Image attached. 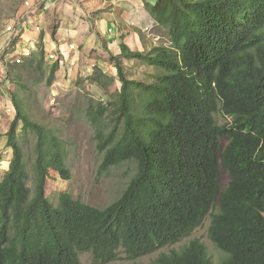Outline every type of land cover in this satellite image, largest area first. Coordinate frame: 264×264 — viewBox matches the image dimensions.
I'll use <instances>...</instances> for the list:
<instances>
[{"label":"trees","instance_id":"obj_1","mask_svg":"<svg viewBox=\"0 0 264 264\" xmlns=\"http://www.w3.org/2000/svg\"><path fill=\"white\" fill-rule=\"evenodd\" d=\"M143 2L170 44L143 51L122 41L113 56L116 98L88 111L101 169L128 162L134 173L103 208L67 190L52 201L51 173L71 177L66 147L12 94V158L0 171V264H81L85 252L101 264L120 253L129 260L120 264H264V0ZM126 58L161 71L150 82L130 79L120 65ZM8 77L14 80L10 70ZM218 113L229 119L220 123ZM20 122L37 139L33 188L15 136ZM209 216V237L225 253L219 263L199 238L139 262Z\"/></svg>","mask_w":264,"mask_h":264},{"label":"rangeland","instance_id":"obj_2","mask_svg":"<svg viewBox=\"0 0 264 264\" xmlns=\"http://www.w3.org/2000/svg\"><path fill=\"white\" fill-rule=\"evenodd\" d=\"M39 1L42 3L41 5H39ZM50 1H31L34 6L38 7V13L42 14L41 18L46 20L42 24L43 30L40 34H43L45 30L49 32L50 29L60 26H63L64 29L69 28V26L73 28L74 24L69 22L66 13L64 12V15L63 12L60 13L61 7L59 8L54 3L51 5L54 8L50 6L44 8L45 3ZM24 2L25 0H0V53L5 54L8 51L5 49V27L10 18L24 11ZM75 2L76 7H78L75 9L80 11L78 12L79 17L84 19V22H88L87 20L91 18L92 28L99 25L96 24L97 18L111 12H105L111 10L108 4L104 8L99 7L101 0H76ZM143 9L145 10H142L136 17L139 18L138 26H134L139 37L143 39L141 40L143 47L136 48V44H132L131 49L149 51L156 45L170 44L167 28L157 24L145 6ZM100 35L97 32L98 41L93 42L89 48L80 47L82 56L75 67L64 65L60 60L50 61L46 57L49 51H44L42 60L39 50L35 51L33 55L38 61L35 60L32 63L29 57L23 63L15 65L14 69L10 63L8 71H12L14 80H11L9 87L4 91L0 90L2 102L0 115V155H2V161L0 171L4 173L8 169L9 161L12 158V149L8 145V131L16 115L15 106L12 102V94L16 93L18 99L22 101L23 112L28 117L48 126L51 132L59 136L66 147L65 157L71 177L65 179L56 172L51 173L47 194L54 202H57L60 192L67 190L76 198L103 208L120 196L135 171L134 164L128 162L113 166L108 170H102L100 167L103 154L98 149L96 130L88 118V111L93 110L99 102L107 103L114 100L121 86L117 72V61L113 58V56L118 55L115 50L120 53L119 48L114 46L115 44L109 46L108 40L101 38ZM39 39L40 43H43L42 39ZM92 63H95L96 66L92 67ZM56 64L59 66L50 81L51 71ZM120 65L130 79L146 82L153 81V75L161 71L159 67L140 59H122ZM96 75L99 82L93 79ZM217 118L220 123L229 119L221 113L217 114ZM21 127L22 122L17 125L15 136L24 152L25 161L31 174L29 185L33 188L32 166L36 160L37 139L34 132L31 130L24 132ZM223 181L226 183L228 178L223 177ZM210 221L211 217L209 216L188 237L142 257L139 262H149L162 252L178 249L190 240L199 238L207 245L213 261L219 263L225 253L209 237ZM80 257L81 264H101L94 261L90 252L82 253ZM128 261L126 254L120 253L119 259L107 264H120Z\"/></svg>","mask_w":264,"mask_h":264},{"label":"crops","instance_id":"obj_3","mask_svg":"<svg viewBox=\"0 0 264 264\" xmlns=\"http://www.w3.org/2000/svg\"><path fill=\"white\" fill-rule=\"evenodd\" d=\"M76 0H51L48 4L61 7L60 13H66L70 23L74 24L72 28L64 29L63 26L57 27L56 29H50L49 32L45 30L43 34H38L33 30H28L21 38L22 43H27L30 39H39L41 38L43 43H40L41 48L44 51H58L63 53L66 56H74L80 60L82 56V51L80 47L89 48L91 44L96 43L97 32L101 35V38H105L109 42V46L115 44L114 46L119 48L122 41H124L130 48L132 44H136V48L142 46L139 33L134 29V26H138L137 22L139 21L136 17L142 12L144 5L143 0H101L100 8H104L106 4L110 6V14L101 15L100 18L96 19V24H99L96 28L91 26V18L84 22L85 20L79 17L76 7ZM40 2V1H39ZM38 2V3H39ZM87 3V2H86ZM42 3L40 2L39 5ZM54 8V7H51ZM77 8V9H75ZM50 11V10H49ZM59 12V11H57ZM39 14V13H38ZM41 13L37 18V22L43 24L46 20L41 18ZM91 16V14H89ZM104 16V17H103ZM140 17V16H139ZM61 22V19H59ZM112 28L113 32L108 33L109 29ZM55 30V33H54ZM139 42V43H138ZM76 44L77 51H70L69 45ZM93 46V45H92ZM117 54L119 52L115 50ZM64 65L66 62L62 61Z\"/></svg>","mask_w":264,"mask_h":264},{"label":"built area","instance_id":"obj_4","mask_svg":"<svg viewBox=\"0 0 264 264\" xmlns=\"http://www.w3.org/2000/svg\"><path fill=\"white\" fill-rule=\"evenodd\" d=\"M32 0H25L24 11L17 14L9 19L8 25L5 27V49L12 48V51L0 53V90H5L10 85V80L8 77V65L21 64L25 59L31 57L35 51L40 50V39H30L27 43H22V36L28 31L33 30L40 34L43 30V25L37 22L38 7L34 6ZM50 5L45 3L44 8H48ZM109 31L113 32L110 28ZM18 38L17 41L15 39ZM70 51H77L76 44L69 45ZM50 61H58L63 64L62 61L66 62L69 66H76L78 64V59L74 56H64L62 51H49L46 56ZM92 67L96 66L95 63L91 64ZM7 106V105H6ZM2 102L0 98V115H1Z\"/></svg>","mask_w":264,"mask_h":264}]
</instances>
